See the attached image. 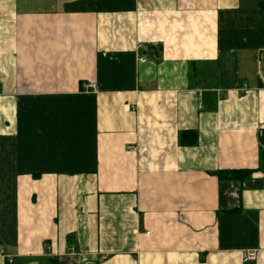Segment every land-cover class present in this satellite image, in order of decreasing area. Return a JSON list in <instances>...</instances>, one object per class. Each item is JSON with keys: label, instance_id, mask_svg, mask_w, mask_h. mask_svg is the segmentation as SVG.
<instances>
[{"label": "crops", "instance_id": "1", "mask_svg": "<svg viewBox=\"0 0 264 264\" xmlns=\"http://www.w3.org/2000/svg\"><path fill=\"white\" fill-rule=\"evenodd\" d=\"M262 150L264 0H0V264H264Z\"/></svg>", "mask_w": 264, "mask_h": 264}, {"label": "trees", "instance_id": "2", "mask_svg": "<svg viewBox=\"0 0 264 264\" xmlns=\"http://www.w3.org/2000/svg\"><path fill=\"white\" fill-rule=\"evenodd\" d=\"M186 132L183 134L185 135ZM183 141V136H182ZM262 159L264 158L263 150L261 152ZM218 176L223 179H246L247 177H250L252 174V170L250 169H232V170H222L217 172Z\"/></svg>", "mask_w": 264, "mask_h": 264}, {"label": "built area", "instance_id": "3", "mask_svg": "<svg viewBox=\"0 0 264 264\" xmlns=\"http://www.w3.org/2000/svg\"><path fill=\"white\" fill-rule=\"evenodd\" d=\"M140 61L143 62V61H146V59L144 57H141ZM92 87L95 88L96 85L92 84ZM0 256L7 258L9 263H13V258L7 256L5 250L2 247H0ZM256 259H257V252L255 251L247 252L243 256V260L246 263L254 262Z\"/></svg>", "mask_w": 264, "mask_h": 264}]
</instances>
